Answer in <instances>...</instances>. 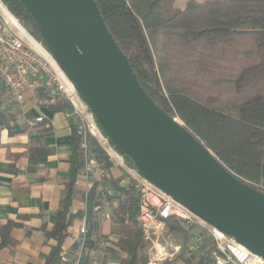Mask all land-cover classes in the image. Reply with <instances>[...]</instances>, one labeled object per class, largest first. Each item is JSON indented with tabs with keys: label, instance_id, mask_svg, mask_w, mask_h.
Segmentation results:
<instances>
[{
	"label": "trees",
	"instance_id": "1",
	"mask_svg": "<svg viewBox=\"0 0 264 264\" xmlns=\"http://www.w3.org/2000/svg\"><path fill=\"white\" fill-rule=\"evenodd\" d=\"M20 23L44 45L35 21L20 0H2ZM114 39L127 55L140 84L170 116L179 118L216 157L247 184L264 191V0H192L184 8L176 0H95ZM45 46V45H44ZM56 109L67 107L65 101ZM70 179L57 220L49 233L57 244L46 264L61 263V249L74 215L70 212L75 182L84 163L80 137L73 133ZM117 151L136 168L133 159ZM99 161L107 167L88 197L93 219L101 193L110 184L119 205L115 222L130 221L120 243L134 264H148V241L139 221L141 201L122 197L128 190L111 173L103 150ZM168 237L183 244L180 264H214V240L198 225L185 227L177 217L166 221ZM197 234L203 245L192 249ZM89 234L81 264H91L96 250ZM106 264V263H104ZM122 264H128L124 260Z\"/></svg>",
	"mask_w": 264,
	"mask_h": 264
},
{
	"label": "water",
	"instance_id": "2",
	"mask_svg": "<svg viewBox=\"0 0 264 264\" xmlns=\"http://www.w3.org/2000/svg\"><path fill=\"white\" fill-rule=\"evenodd\" d=\"M20 2L113 148L133 159L138 175L264 258V191L229 170L150 97L96 1Z\"/></svg>",
	"mask_w": 264,
	"mask_h": 264
},
{
	"label": "crops",
	"instance_id": "3",
	"mask_svg": "<svg viewBox=\"0 0 264 264\" xmlns=\"http://www.w3.org/2000/svg\"><path fill=\"white\" fill-rule=\"evenodd\" d=\"M42 94L28 92L26 100L17 103L0 83V264H46L57 244L49 233L70 179L76 121L65 116L68 106H37L35 96ZM39 116L43 121L36 120ZM111 173L129 191L130 173L113 165ZM94 184L89 185L80 174L76 179L77 192L70 207L74 218L62 244L60 264H72L85 218L97 246L91 251V264H122L124 260L134 264V257L128 258L120 245L128 236L130 221L124 226L115 222L119 200L109 198L115 193L110 184L101 193L100 208L89 218L88 197ZM105 201L110 202L108 217L102 213Z\"/></svg>",
	"mask_w": 264,
	"mask_h": 264
},
{
	"label": "built area",
	"instance_id": "4",
	"mask_svg": "<svg viewBox=\"0 0 264 264\" xmlns=\"http://www.w3.org/2000/svg\"><path fill=\"white\" fill-rule=\"evenodd\" d=\"M0 83L10 93L13 101L23 103L28 92H43L35 96L37 106H50L62 100L68 104L65 116L75 119L76 132L80 137L79 154L84 166L80 172L87 183L94 184L107 175L106 165L99 161L100 150L108 156L113 166H121L130 173L131 186L122 201L129 203L136 196L141 201L139 221L145 239L150 243L148 264H170L178 258L182 245H173L166 239V221L177 217L182 225H198L214 240V264H264V258L253 254L232 236L210 225L185 206L173 199L155 184L138 175L125 158L113 148L110 140L83 100L79 91L60 68L46 47L38 41L0 0ZM37 117V121H43ZM109 195L113 193L109 191ZM110 202L105 201L104 213ZM103 214V215H104ZM108 217V215H107ZM88 226L84 219L72 264H81L87 242ZM204 236L197 234L192 249L203 245ZM166 260V263H162Z\"/></svg>",
	"mask_w": 264,
	"mask_h": 264
},
{
	"label": "rangeland",
	"instance_id": "5",
	"mask_svg": "<svg viewBox=\"0 0 264 264\" xmlns=\"http://www.w3.org/2000/svg\"><path fill=\"white\" fill-rule=\"evenodd\" d=\"M190 1H192V0H176L175 1V6L176 7H178V8H184ZM195 1H199V2H203V1H205V0H195ZM166 239H162V242H165V241H170L173 245H182L183 246V244L182 243H180V242H176V241H171L170 239H169V237H168V229H167V233H166V237H165ZM149 243V242H148ZM149 248H150V243H149V246H148V248H147V253H148V263H149V261H150V257H149ZM182 248V247H181ZM181 250V249H180ZM179 258H177V260H175L174 262L173 261H171L170 262V264H180V262H179V260H178Z\"/></svg>",
	"mask_w": 264,
	"mask_h": 264
}]
</instances>
